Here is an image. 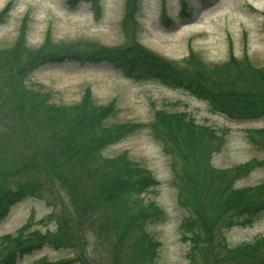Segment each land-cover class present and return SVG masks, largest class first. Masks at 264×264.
Wrapping results in <instances>:
<instances>
[{
	"label": "trees",
	"instance_id": "16d2710c",
	"mask_svg": "<svg viewBox=\"0 0 264 264\" xmlns=\"http://www.w3.org/2000/svg\"><path fill=\"white\" fill-rule=\"evenodd\" d=\"M82 1L101 11L100 0H67L72 6ZM181 1L185 12L186 1ZM140 2L125 0L126 42L120 46L55 42L48 30L43 43L33 48L25 17L14 44L0 48V222L28 198L54 207L55 187L70 204L69 213H51L2 235L0 264H18L45 247L70 249L75 255L34 264H159L162 242L150 228L164 222L166 213L144 195L160 182L128 151L104 155L145 128L162 142L178 204L188 211L180 225L181 239L189 245L188 264H264L263 236L235 246L227 240L229 230L251 226L264 214V180L237 185L264 161L215 167L213 157L224 148L226 131L198 125L186 111L156 106L148 125L115 122L116 102H97L89 87L78 102L66 104L55 100L54 89L30 82L45 64L109 62L136 80L155 79L185 91L229 120L264 119V67L255 66L247 54L237 58L232 50L226 62L210 63L191 49L179 62L147 49L137 40ZM10 9L11 4L0 12V25ZM246 136L264 152V128L247 129Z\"/></svg>",
	"mask_w": 264,
	"mask_h": 264
},
{
	"label": "rangeland",
	"instance_id": "374dc122",
	"mask_svg": "<svg viewBox=\"0 0 264 264\" xmlns=\"http://www.w3.org/2000/svg\"><path fill=\"white\" fill-rule=\"evenodd\" d=\"M141 0L138 12L140 31L137 40L147 49L179 62L190 49L210 63H224L232 50L237 58L248 55L257 67H264V0ZM11 4L6 21L0 25V48L11 47L27 17L28 44L39 47L50 30L55 42H98L120 46L126 42L122 20L125 0H100L101 11L91 3L76 6L67 0H0V12ZM257 4L258 6H256ZM167 15V16H166ZM172 20V24L165 17ZM168 19V18H167ZM30 82L42 83L56 92L58 103L78 102L86 87L99 103L115 101L118 114L115 122L150 124L154 106L168 111H186L198 125L210 126L219 134L225 131L226 144L213 157L217 168L231 167L253 159L264 161V152L248 141L247 129L264 128V119L232 121L213 113L209 105L185 91L167 87L154 79L137 81L109 62L97 64L68 62L45 64L31 76ZM128 151L130 157L147 167L160 185L144 195L146 202H156L166 213V220L153 225L151 232L162 242L159 264H188L189 245L182 241L180 225L188 211L179 206L172 185L170 158L163 144L149 128L138 131L104 152L115 156ZM264 180V166L254 171L238 186L256 185ZM54 207L45 200L28 198L14 205L0 222V237L14 233L28 221H38L51 213L70 212L67 197L54 188ZM42 230V225H35ZM51 228L54 227L50 224ZM264 237V214L251 226L234 227L227 232L231 246ZM70 249L59 251L48 247L23 257L18 264H34L40 259L51 261L71 258Z\"/></svg>",
	"mask_w": 264,
	"mask_h": 264
},
{
	"label": "bare ground",
	"instance_id": "6f19581e",
	"mask_svg": "<svg viewBox=\"0 0 264 264\" xmlns=\"http://www.w3.org/2000/svg\"><path fill=\"white\" fill-rule=\"evenodd\" d=\"M256 6H258L257 4H255ZM259 7V6H258Z\"/></svg>",
	"mask_w": 264,
	"mask_h": 264
}]
</instances>
